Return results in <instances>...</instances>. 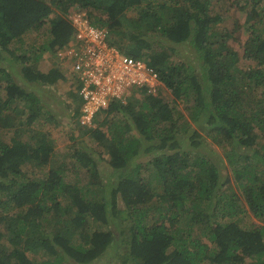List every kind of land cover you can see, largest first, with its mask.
I'll return each mask as SVG.
<instances>
[{
    "label": "trees",
    "instance_id": "trees-1",
    "mask_svg": "<svg viewBox=\"0 0 264 264\" xmlns=\"http://www.w3.org/2000/svg\"><path fill=\"white\" fill-rule=\"evenodd\" d=\"M211 5L0 0V54L20 65L22 79L15 81L16 67L0 65V264L103 258L104 264H264V0H243V22L235 19L229 31L217 29L222 20ZM74 7L86 11L92 27L105 29L121 54L150 66L162 84L154 96L142 89L139 101L133 95L112 101L96 114L95 120L103 113L102 122L82 131L91 145L83 139L72 154L88 176L81 186L64 182L71 172L55 160L50 131L35 128L62 124L40 92L68 78L60 67L41 72L38 64L71 40ZM42 27L46 37L27 43ZM155 43L167 48L159 51ZM182 44L190 57L173 65L174 48ZM240 60L251 63L240 68ZM71 82L64 104L78 123L83 102L77 81ZM163 88L190 105L192 125L161 96ZM204 133L229 146L224 178L197 149L205 146ZM182 138L196 151L182 146ZM94 143L105 169L89 152ZM35 174L42 176L30 177ZM248 213L255 223L246 225Z\"/></svg>",
    "mask_w": 264,
    "mask_h": 264
},
{
    "label": "rangeland",
    "instance_id": "rangeland-1",
    "mask_svg": "<svg viewBox=\"0 0 264 264\" xmlns=\"http://www.w3.org/2000/svg\"><path fill=\"white\" fill-rule=\"evenodd\" d=\"M243 0H211V14L212 15H219L221 17L222 23L218 24L217 29L218 30H222V29H227L228 31L230 29H232L233 24L235 19H238L241 23L243 22L244 19V12L241 9V3ZM226 7V8H225ZM80 11H85L83 9H80L79 7H74L71 10L70 13V18L74 16V14L79 13ZM86 12V11H85ZM264 18V17H262ZM29 37L26 38V42L29 44L35 43L37 42L38 39L44 38L47 35V29L44 27H42V29L39 31V33H31L28 34ZM248 33L245 32L244 30L242 31L240 38L241 41L243 42L246 38H247ZM262 38H264V31L261 34ZM188 45H178L176 46L175 49V53L172 54L170 63L173 65H179L180 62L182 60H185L187 58L190 57L189 55V49L187 47ZM12 48H14L13 45H11ZM18 47V46H17ZM154 48L155 49H166L167 48V44L164 43H155L154 44ZM17 49V48H16ZM3 56H8L7 54H0V65L2 66H11V67H16L17 70L14 71L16 74H14L15 77V81L17 83H20L22 81L21 76H20V65L11 57L8 56V60L3 62L1 61V58ZM248 63H251L250 61L247 60H240L238 66L240 68L245 67ZM190 65V64H189ZM54 67H60L61 70L64 71V68L60 65L59 61L56 60L55 56H50V54H43L42 58L39 61L38 64V68L41 72H48L49 69H52ZM66 76L68 78V80L64 81H59L56 85L52 86V87H44L41 89L42 92H40V96L42 97V101L44 106L53 111L54 114L58 117H60L58 120L61 124V126H57L55 127L50 126V124L46 123V122H40L38 124L35 125V128L42 131H46L49 130L50 134H51V138L54 141V153H55V160L58 161V164L60 163L61 168H69V174H67V176H64V182H69V184H79V186L81 185H85L87 180H88V176L87 174L83 171L82 168L79 167V165L75 162V160L72 158V154L74 151H76L80 146H83V139L84 143H86V145H91V143L88 141V135L82 136L81 133L83 130H89L88 128H81L77 125L76 121H70L69 118L71 117V113L69 112V110H67L66 106H65V94L72 89V85H71V78L70 75L68 73H66ZM33 90H37L38 87L36 88H32ZM3 95V93H2ZM133 95L134 99L136 100H140L139 98V93H137V91H133L130 96ZM161 96L168 98L169 105L175 109H177L179 111V113H182L183 116L186 118V120L189 122V124L192 125L191 119L189 117V112H190V105H188L185 102H180V101H174L172 100V97L170 95V93L168 91H166L163 88V91L161 92ZM21 107V106H20ZM112 117V116H110ZM109 117V119H111ZM103 119V113L102 116L99 117V119L95 120L94 122V126L91 127V129H93L94 127L96 128L98 126L99 123L102 122ZM113 120V118H112ZM114 122H116V124L120 123L121 117L120 115L115 116L114 118ZM69 122V123H68ZM42 123V124H41ZM68 123V124H65ZM108 128V125H106L105 123H102L100 126V130L103 133H106V130ZM193 129V128H192ZM206 140L205 146H203V148H197L198 150L203 151V154L206 155V159L210 164V167H218L221 169V174L220 176H222L224 178V174H226V165L229 162L228 159V155L230 153H228V149L229 146H225L224 148L215 145L212 141L211 138L208 136V133H204L202 134ZM204 140V141H205ZM182 146H186L189 150H194L196 151L195 148H192L189 144V142L186 140V138H182V142H181ZM210 144V145H209ZM89 151L92 156L94 157V159L97 161L98 165L100 166L101 169H105L102 160L98 157V153L97 151L101 150V147L98 143H94L92 144V146L90 147ZM212 151V152H211ZM103 158H108L107 154L103 155ZM144 174V178L148 177V173H143ZM42 176V175H41ZM39 175H33L30 177L33 178H39L41 177ZM62 200V199H61ZM63 205H66L67 202H64L62 200L61 202ZM244 221L246 222V225H249V223H253L254 220L253 218L250 216V214L248 213L245 218ZM255 223V222H254ZM93 227H96L93 225ZM104 258L101 260H97L95 263L92 264H104ZM130 264V263H128Z\"/></svg>",
    "mask_w": 264,
    "mask_h": 264
},
{
    "label": "built area",
    "instance_id": "built-area-1",
    "mask_svg": "<svg viewBox=\"0 0 264 264\" xmlns=\"http://www.w3.org/2000/svg\"><path fill=\"white\" fill-rule=\"evenodd\" d=\"M69 20L74 26L72 38L56 58L79 85L83 102L80 125L91 127L97 112L107 109L112 101H123L132 90L145 89L148 95H156L162 84L151 67L111 46L107 31L92 27L85 11Z\"/></svg>",
    "mask_w": 264,
    "mask_h": 264
},
{
    "label": "clouds",
    "instance_id": "clouds-1",
    "mask_svg": "<svg viewBox=\"0 0 264 264\" xmlns=\"http://www.w3.org/2000/svg\"><path fill=\"white\" fill-rule=\"evenodd\" d=\"M58 52V51H57ZM55 57H56V54H55ZM56 60L58 61V59L56 58ZM143 61V60H142ZM60 63V62H59ZM61 65V64H60ZM148 66V65H147ZM150 67V66H149ZM72 81V80H71ZM133 91H137V93H138V91H141V90H132L131 92H130V94L133 92ZM143 92V91H142ZM144 93H146V92H144ZM146 95H148L147 93H146ZM153 96V95H152ZM130 97V95H128L127 97H125V99L123 100V101H119V102H121V103H125V100L127 99V98H129ZM82 101V100H81ZM106 110V109H105ZM99 112H101V111H99ZM99 112H97V113H99ZM96 113V114H97ZM96 114H95V116H94V118H93V120H92V126H94V122H95V117H96ZM80 118V117H79ZM77 125L79 126V127H81V128H87V127H84V126H82V125H80V119L78 120V123H77ZM91 126V127H92ZM91 127H88V129H91ZM95 128V127H94Z\"/></svg>",
    "mask_w": 264,
    "mask_h": 264
}]
</instances>
